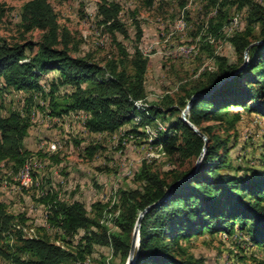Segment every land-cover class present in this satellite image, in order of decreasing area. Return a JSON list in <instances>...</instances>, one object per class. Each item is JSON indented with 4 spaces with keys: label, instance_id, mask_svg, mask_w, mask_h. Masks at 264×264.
Returning <instances> with one entry per match:
<instances>
[{
    "label": "trees",
    "instance_id": "16d2710c",
    "mask_svg": "<svg viewBox=\"0 0 264 264\" xmlns=\"http://www.w3.org/2000/svg\"><path fill=\"white\" fill-rule=\"evenodd\" d=\"M148 1L151 4L152 0ZM205 1L210 5L218 2ZM237 3L240 8L247 7L248 21L243 32L227 39L236 60L215 56L214 70L204 74L178 104L165 102L162 108L150 105L143 110L135 105L146 99L149 60L138 47L142 31L134 22L136 39L130 56L115 40L116 34L127 35L117 3L101 0L97 7L101 24L120 56L104 65L89 57L70 54L66 33L60 30L49 0L24 3L21 10L24 32L39 30L42 35L36 43H7L0 38L3 86L17 92L43 93L41 81L55 73L47 93L49 114L83 112L88 115L85 127L90 133H116L130 124L132 127L125 135L140 133L139 127L162 117L165 130L157 133L154 142L162 146L174 165L178 163L184 170L173 168L160 175L144 163L136 176L141 188L118 190L120 211L113 221L115 231L100 225L99 216H89L82 203H66L55 196H45L40 201L47 206V222L61 234L63 241L71 242L83 232L76 256L51 242L47 235L23 236L15 228L16 223H23V217L9 213L0 202V259L10 264H63L83 261L92 247L98 245L109 247L125 264L136 220L149 207L140 219L131 264H204L182 243L205 233L232 237L237 231L261 251L263 259L259 264H264V169L233 167L226 160L228 141L218 133L233 130L242 118L241 112L264 119V6L252 0ZM3 15L0 6V19ZM221 28V24L212 27L215 36ZM248 47L245 66L238 72ZM67 88L71 92L60 96V90ZM32 94L27 100L29 104L33 101ZM185 109V120L206 139L195 169L191 164L200 156L204 141L181 120L180 113ZM136 117L141 119L138 125L133 123ZM166 117L171 119L166 122ZM29 127L28 120L18 112L0 116V162L10 163L15 170L25 166L30 152L24 149L23 141ZM86 151L91 156L95 148ZM94 207L99 208V204ZM23 256L28 260H22Z\"/></svg>",
    "mask_w": 264,
    "mask_h": 264
},
{
    "label": "rangeland",
    "instance_id": "374dc122",
    "mask_svg": "<svg viewBox=\"0 0 264 264\" xmlns=\"http://www.w3.org/2000/svg\"><path fill=\"white\" fill-rule=\"evenodd\" d=\"M27 0H0L4 15L0 19V38L7 43L39 42L42 32L25 33L21 10ZM101 0H49L61 31L66 33L70 54L89 57L97 64L120 57L112 37L105 31L97 13ZM120 6V20L127 29L126 37L116 34L115 40L131 56L134 52L137 22L142 31L138 45L148 57L145 75L146 99L137 102L139 109L150 105L162 108L165 102L175 106L185 93L214 70V57L222 55L236 60L227 39L247 27V7L240 8L237 0H218L210 5L205 0H107ZM264 6V0H252ZM221 24L218 35L212 27ZM255 27V31L257 32ZM56 77L48 74L41 81L42 92L29 93L5 88L0 79V116L15 111L30 123L23 147L30 152L25 166L15 170L10 163L0 162V202L9 213L23 217L16 230L23 236L47 235L51 242L77 255L80 231L71 242L47 222V206L41 203L45 196L59 201L82 203L89 216H99V224L115 231L114 219L119 213L118 190L139 189L136 178L145 163L152 172L164 175L179 168L166 157L162 146L154 142L158 132L165 130L156 121L139 127L140 133L126 134L132 125L116 133H90L85 127L88 115L69 112L51 116L48 107L49 83ZM71 90L61 89L60 96ZM184 110H182L183 112ZM181 112V113H182ZM235 112V110H234ZM241 112V111H240ZM180 113V116H181ZM242 118L228 133L218 132L228 141L226 160L233 167L264 169V119L241 112ZM171 118L166 117L165 121ZM139 117L133 120L135 125ZM138 131V132H139ZM87 148H95L89 155ZM195 163L191 166L194 169ZM187 166V165H186ZM185 166V167H186ZM25 171L29 179L24 178ZM99 204V208L94 205ZM10 244V237L6 238ZM69 242V243H68ZM133 245L137 239L132 232ZM182 245L204 264H259L260 250L252 247L246 236L236 232L232 237L210 236L205 233ZM28 260V257H22ZM0 264H10L0 259ZM63 264H122L109 247L95 245L83 261ZM126 264V262H125Z\"/></svg>",
    "mask_w": 264,
    "mask_h": 264
},
{
    "label": "water",
    "instance_id": "95a60500",
    "mask_svg": "<svg viewBox=\"0 0 264 264\" xmlns=\"http://www.w3.org/2000/svg\"><path fill=\"white\" fill-rule=\"evenodd\" d=\"M253 45V44H252ZM248 49H249V47L245 50V52H244V64L239 68V70H238V72L245 66V63H246V61H247V52H248ZM185 113H186V109L181 113V120L183 121V122H185V124L188 126V128L191 130V131H193L194 133H196L200 138H202L203 139V141H204V146H203V149H202V152H201V154H200V156L196 159V163H195V168L198 166V164H199V162L201 161V158H202V154H203V151L205 150V146H206V139H205V137L201 134V133H199L192 125H190L186 120H185ZM194 168V169H195ZM149 208V207H148ZM148 208H146L144 211H142L140 214H139V216H138V218H137V220H136V223H135V226H134V230H133V234L135 235V238L137 239V241H138V229H139V224H140V219H141V217L143 216V214L145 213V211H147V209ZM137 243V242H136ZM134 245H133V242L131 243V248H130V252H129V256H128V258H127V261H126V264H131V262H132V257H133V253H134Z\"/></svg>",
    "mask_w": 264,
    "mask_h": 264
},
{
    "label": "bare ground",
    "instance_id": "6f19581e",
    "mask_svg": "<svg viewBox=\"0 0 264 264\" xmlns=\"http://www.w3.org/2000/svg\"><path fill=\"white\" fill-rule=\"evenodd\" d=\"M28 175H29L28 171H25L24 178L26 179V181H27V178L29 179Z\"/></svg>",
    "mask_w": 264,
    "mask_h": 264
},
{
    "label": "built area",
    "instance_id": "2783aa9c",
    "mask_svg": "<svg viewBox=\"0 0 264 264\" xmlns=\"http://www.w3.org/2000/svg\"><path fill=\"white\" fill-rule=\"evenodd\" d=\"M29 173V172H28Z\"/></svg>",
    "mask_w": 264,
    "mask_h": 264
},
{
    "label": "crops",
    "instance_id": "0c3cea01",
    "mask_svg": "<svg viewBox=\"0 0 264 264\" xmlns=\"http://www.w3.org/2000/svg\"><path fill=\"white\" fill-rule=\"evenodd\" d=\"M125 128V127H124Z\"/></svg>",
    "mask_w": 264,
    "mask_h": 264
}]
</instances>
